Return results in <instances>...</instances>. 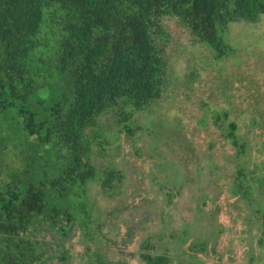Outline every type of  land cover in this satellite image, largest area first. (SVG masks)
<instances>
[{"label": "trees", "instance_id": "trees-1", "mask_svg": "<svg viewBox=\"0 0 264 264\" xmlns=\"http://www.w3.org/2000/svg\"><path fill=\"white\" fill-rule=\"evenodd\" d=\"M261 14L264 0H0V264L40 262L29 229L41 223L61 237L77 228L93 242L89 184L108 195L125 177L114 162L94 165L114 133L133 152L135 177L147 180L158 166L173 175L174 189L201 188L216 236L190 244L193 254L215 253L224 233L231 237L224 264H254L250 241L264 240V159L259 139L239 132L238 113L249 104L238 95L232 102L227 89L226 107L184 115L166 133L156 109L167 83L160 45L168 35L153 29L157 19L180 16L221 58L233 51L223 39L227 24ZM140 190L129 200L153 213L149 189ZM139 249L144 264L170 263L165 250ZM68 257L60 253L59 264ZM89 258L106 264L100 252Z\"/></svg>", "mask_w": 264, "mask_h": 264}, {"label": "rangeland", "instance_id": "rangeland-1", "mask_svg": "<svg viewBox=\"0 0 264 264\" xmlns=\"http://www.w3.org/2000/svg\"><path fill=\"white\" fill-rule=\"evenodd\" d=\"M159 27L168 35L160 45L166 60L167 83L156 109L158 115H164L163 130L175 131L178 118L190 115L191 120L196 119L205 107H226V90L231 89L232 102H236L238 95V101L249 104L237 112L239 132L252 141L259 139L256 143L264 159V14L254 21L227 24L223 39L233 51L221 58H216L213 49L200 41L180 16L157 19L154 35ZM155 41L159 42L156 38ZM38 95L44 98L45 89L39 90ZM168 111L176 117L167 116ZM103 122L104 116L99 118V123ZM116 134L118 138L114 133L107 155L95 153L94 165L102 168L114 162L125 171V177L121 187L108 195L100 191L98 183L89 184L97 218L92 228L93 242L77 228L61 237L41 223L29 229V237L43 252L42 260L36 264H59L60 253L69 255L68 264H90L92 252L102 253L106 264H144L139 249L143 243L150 244L158 253L168 252L169 264H224L229 235L220 234L215 253L200 255L189 250L193 242L206 237L212 241L216 236L207 229L210 207L204 203L201 188L183 185L174 189L173 175L170 173V177L158 166L147 174V180L135 177L133 152L122 134ZM141 187L149 189L146 198L153 213L133 207L129 200ZM219 218L224 221V210ZM250 252L254 264H264V240L258 247L251 239Z\"/></svg>", "mask_w": 264, "mask_h": 264}]
</instances>
